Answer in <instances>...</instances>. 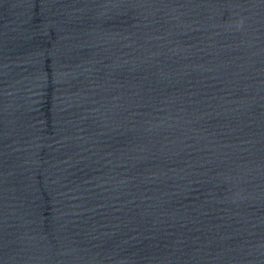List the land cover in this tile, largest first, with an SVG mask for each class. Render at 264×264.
Listing matches in <instances>:
<instances>
[{
    "label": "water",
    "instance_id": "water-1",
    "mask_svg": "<svg viewBox=\"0 0 264 264\" xmlns=\"http://www.w3.org/2000/svg\"><path fill=\"white\" fill-rule=\"evenodd\" d=\"M0 264H264V0H0Z\"/></svg>",
    "mask_w": 264,
    "mask_h": 264
}]
</instances>
